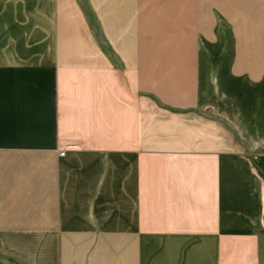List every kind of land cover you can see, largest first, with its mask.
Here are the masks:
<instances>
[{"label": "crops", "instance_id": "crops-1", "mask_svg": "<svg viewBox=\"0 0 264 264\" xmlns=\"http://www.w3.org/2000/svg\"><path fill=\"white\" fill-rule=\"evenodd\" d=\"M0 264H264V0H0Z\"/></svg>", "mask_w": 264, "mask_h": 264}, {"label": "trees", "instance_id": "trees-1", "mask_svg": "<svg viewBox=\"0 0 264 264\" xmlns=\"http://www.w3.org/2000/svg\"><path fill=\"white\" fill-rule=\"evenodd\" d=\"M89 16V20H90V23L92 25V27L95 25V19L93 17H90V15L88 14ZM95 35L98 37L100 36V33H99V28L96 26V29L94 31Z\"/></svg>", "mask_w": 264, "mask_h": 264}, {"label": "built area", "instance_id": "built-area-1", "mask_svg": "<svg viewBox=\"0 0 264 264\" xmlns=\"http://www.w3.org/2000/svg\"><path fill=\"white\" fill-rule=\"evenodd\" d=\"M60 153H63V151H60Z\"/></svg>", "mask_w": 264, "mask_h": 264}]
</instances>
